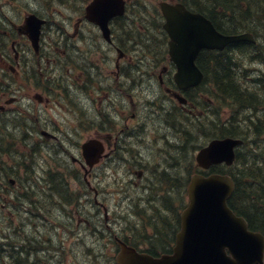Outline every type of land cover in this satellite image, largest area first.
I'll return each mask as SVG.
<instances>
[{
    "label": "flooded vegetation",
    "instance_id": "af4514ba",
    "mask_svg": "<svg viewBox=\"0 0 264 264\" xmlns=\"http://www.w3.org/2000/svg\"><path fill=\"white\" fill-rule=\"evenodd\" d=\"M91 1L83 3L80 11L76 12L79 17L74 23L73 34L66 33L58 36L47 33L46 25L42 29L36 48L26 35L25 20L28 12L19 25H15L11 21L10 30H4V34L0 35V201H6L8 204L11 221L7 227L8 229H16L21 238L24 237L30 242L37 239L36 234L34 236L28 235L31 234V227L35 223L36 215H39L38 221L43 222L45 226L51 219L57 222L60 227H67L71 230V212L75 208L74 203L77 200V204L81 205V201L86 200L91 194L89 188L93 190L94 206L98 207L96 215L103 210L105 225L111 227V223L114 222L113 218H118L119 214L122 218V210L128 205L125 202L117 203L115 210H112L111 202H114V195L112 193L105 194L97 187H93L92 177L101 188L106 189L107 185L100 180L106 168L102 165L112 163L110 167H113L116 160L129 162L125 153L131 151L129 143L124 140L125 133L134 139L145 134L149 136V132H152V134L154 133L153 137H156V134L158 136L154 141L156 145L159 146L158 142H162L160 148L155 150L161 160L153 169L151 176H147L143 170L135 171L138 180L133 182L132 188H136L140 192L138 207L148 211L150 207H147V204L141 206V202L144 205L148 201L155 208V213L152 214V219H149L147 223H145L147 219L141 218L139 214L136 215L137 220L128 223L139 228L141 220L142 223L144 221L145 229L150 226L148 228H151L152 237L156 240L144 241L143 246L156 243L162 248H172L176 236L172 237L171 226L168 227L167 221L170 222L171 215L167 203L170 204L171 198H178L184 205L187 203V179L181 173L183 158L187 154V145L182 141L180 135L170 138L174 134V130L171 128L172 121L174 120L183 129L187 123V115L193 114L195 110L198 111L200 106L204 111L199 112V114L208 115V119L211 121V129L206 130L214 132L219 120V99L215 96L219 92V82L204 80L196 88L183 91L178 88L174 81L177 66L170 57L172 37L166 28L167 18L162 4H168L169 9L178 19L186 14L204 17L214 25L217 31L224 35L249 32L252 25L256 24L255 17L257 18L262 7L259 2L256 3L257 0H123L125 12L112 16L104 25L107 30L105 32L102 26L87 17V7ZM106 15L107 13L104 16ZM93 16L98 19L94 13ZM261 17L259 15V18ZM2 23L6 25L5 22L2 21ZM48 23L49 21H47ZM85 27H89L93 32L97 31V39L94 35L93 39L85 38V40L93 41L94 45L97 46L95 41H102L98 47L103 53V63L91 58L87 59L85 65L78 64L76 60L73 61V66L86 75L87 82L81 85L82 78H77V76L74 78V81L77 79L78 83H74L72 80L70 63L68 67H65L70 77L66 73L64 74L63 66H61L62 61L59 60L57 52L64 46L67 48L66 51H71V41L75 43V40L73 41L71 38H78V31L81 32L82 36ZM172 29L175 28L172 27ZM27 30L29 31V26ZM85 35L88 36V33ZM125 41L129 47L126 46ZM153 45L154 47L151 48ZM234 46L235 44L230 45L222 52L202 51L196 63L204 72V68L209 65L202 66L205 64L214 66L219 55L235 54L237 49ZM135 54L143 57L145 67H148V70H139L143 61L136 64L134 61L132 62L131 56ZM159 66L162 67L156 75ZM155 68L157 70L154 71ZM151 70L152 74L150 73ZM141 78L146 79V83L149 85V87H147L148 85L143 87H147L146 91L149 92L147 97L149 99L155 98V100L136 104L132 89L136 88L135 85L140 83ZM66 81L68 84L71 82V87L66 86ZM88 83H93V87L99 90V99L103 97V94L107 96V93L103 92L104 84L107 85V83L112 84L110 91L115 96V100H103L106 103V108L105 110L102 109L99 115L97 113L89 114L88 118V125L98 127L90 131L93 138L103 142L104 154L100 163L90 169L86 162L75 161L76 159H74L73 165L79 164L83 171H79L77 167L75 169L78 172L71 173V160L61 162L62 167L68 170V177L70 176V182H68V177L63 178L62 175L57 174L58 172L51 165L42 164L41 160L24 161L19 158L13 160V153L16 152L21 142L26 143V139L32 143L33 151L31 152L37 151L35 156L49 148V145H61L71 158V149L66 148L65 144L68 143L71 146V120L66 123L70 119L66 113L71 114V108L67 109L68 112H63L65 117L62 120H56L48 116V113L43 112L41 107L48 105L51 100H57V103L62 105L65 101L59 100L65 99L62 95L65 96L70 88L71 90L74 88L78 92L90 96V100H94L93 92L86 93L83 91L84 89L87 90ZM157 88H160L159 91L163 97L157 96ZM29 89L36 91L33 100L28 97ZM209 92H212V97L208 96ZM191 94L195 96L193 97ZM179 95L188 100L186 105L180 104L177 98ZM123 100L124 102L128 100L130 105L124 106ZM203 100L206 102L201 103ZM29 101L32 103L29 104ZM157 104L159 107L156 106ZM262 108L264 109V107ZM159 109L161 111H158ZM231 111L234 114V109ZM127 112L128 114L131 113V119L136 120L138 122L137 127L141 129L133 133L127 131L128 123L122 124V122L124 123L123 117L127 115ZM246 118V124L250 130L254 129L255 125H260L259 120L250 116ZM150 122H153V125ZM206 122L204 123L206 124ZM200 130L203 133L205 127H201ZM22 137L24 141L20 140ZM124 142L125 145H123ZM172 145L176 146L173 151L170 149ZM153 150L151 149V151ZM173 152L179 153V156L173 157ZM24 157L27 159L26 154ZM138 157L144 156L139 154ZM169 158L172 161L170 163ZM137 162L139 163L138 160ZM33 164H37V169L34 174H30L28 170ZM169 168L174 171V176L171 175ZM101 170L103 173L100 172ZM105 172L107 173V169ZM157 175L164 179L160 176L157 177ZM71 177L79 184L73 185ZM54 179L57 180L56 184L50 186V181ZM43 185L48 187H43ZM171 187L173 188L171 189ZM177 188L179 192H177ZM44 192L50 194L57 203L64 207L63 216L66 218L60 215L59 210L54 212L45 205L44 199L42 200L40 197ZM147 192L148 196L145 198L143 195ZM28 194L29 197H27ZM100 195L103 202L99 200ZM124 197L125 200H129L127 192L124 193ZM161 210L162 212H160ZM28 213L30 214L28 215ZM17 215L21 222L15 220ZM127 217L130 216L127 215ZM161 218L163 219L161 220ZM86 222L88 225L93 224L95 226L91 220H86ZM102 226L104 230L100 229L99 234L103 236L104 241L106 234L104 224ZM50 232L48 234H51ZM132 232L129 229L128 231L120 229L118 233L114 234L112 242H116L119 238L133 246L142 245L135 240ZM21 238L14 241L9 234H5L8 244H11L12 248L15 249L10 252L9 246H0V256L5 258L10 252V256L16 261V264H44L41 262L42 257L39 250L30 246L34 243L25 247ZM51 241L49 238L48 242L51 243ZM53 245L55 246L54 243ZM99 246L102 247V244ZM111 260H113V264H116V259H111L105 254L103 264H109ZM50 261L51 264H66L64 257Z\"/></svg>",
    "mask_w": 264,
    "mask_h": 264
},
{
    "label": "rangeland",
    "instance_id": "374dc122",
    "mask_svg": "<svg viewBox=\"0 0 264 264\" xmlns=\"http://www.w3.org/2000/svg\"><path fill=\"white\" fill-rule=\"evenodd\" d=\"M88 0H0V35L4 34V30H10L11 21L14 22L15 25H19L21 21L25 18L27 12H38L41 13L44 16H47V20L49 23L47 24V33H53L55 35H62L66 33L73 34L74 32V23L76 22V19L79 17L76 12L80 11V8L82 7L83 3H86ZM154 1V0H152ZM38 2V3H37ZM3 22H5L6 25H4ZM255 23L252 25L250 29L254 30L255 28L260 27V21L255 17ZM263 26V24H262ZM86 29L83 30V34L81 36V32L78 31V38L74 39L71 38L73 41L75 40V43L71 41V51H66L67 48L64 46L62 49L60 48L57 52V56L59 60H61V66H63L64 74L66 73L69 76V73H67V69L65 67H68L69 63L71 66V76L72 80L74 81V78L77 76V78H82L83 81H80L81 85H84L86 80V75L83 74V71L77 70L76 67L73 66L72 62L77 61L80 65H85L87 59L91 58L92 60L99 61L101 63L103 61V53L102 50H99L100 44L102 41H95L97 42V45H94L93 41L85 40V38L93 39L94 35L97 37V31H92L89 27H85ZM85 33H88V36H84ZM256 38L258 40V46L261 49H264V28L260 27L257 29ZM80 35V36H79ZM45 36H48L45 34ZM100 42V43H99ZM126 42V41H125ZM126 46L129 47V45L126 42ZM154 45L151 47L153 48ZM253 51V50H251ZM264 54V51L262 52ZM88 55L87 57H85ZM131 55V54H130ZM132 62L139 63L140 61H143V64H140L139 70H148V67H145V61L143 60V57L141 55L131 56ZM241 59L247 60V65L244 68V71H240V75H242L243 78L237 80H234V85L240 86L242 84L244 87L251 86L253 84V80L256 79H262L263 77L259 78L261 74H264V57L262 58L263 61L257 64H250V57L242 56ZM252 62V61H251ZM103 63V62H102ZM126 65V63H124ZM104 66V65H103ZM162 66H159L154 69L157 70L156 75L160 71ZM77 70V71H76ZM247 71V72H246ZM152 74V70L150 72ZM259 76V77H258ZM65 77V76H64ZM68 77H65L66 79H69ZM246 79V80H245ZM249 82L250 84L246 83ZM74 83H78V80L75 79ZM66 86L69 88L71 87V82L68 81L65 82ZM87 90L84 89L83 91L86 93L93 92L92 97L94 100H90V96L85 95L82 92H78V90L74 89L71 90L68 89L67 93L62 95V97H65V99L59 100L61 102H64L61 104L57 103V100H51V102L48 105H44L41 108H43V112L48 113V116H50L53 119L56 120H62L65 115L63 112H68L67 109L71 108V114L66 113V115L70 118L66 121L69 122L71 120V146L68 143L66 144V148L71 149V158L70 154L61 147V145H49V148L41 151L38 153L37 156L31 152L29 149L30 147L25 143L21 142L16 152L13 153V160L16 158H19L24 161H31V160H41L42 164L51 165L58 173L63 176V178L68 177V170L62 167L61 162L67 160L68 162L72 160L74 157L82 159L81 156V145L87 141L93 138L92 132H90L92 129H96L98 127H91V125H88V118L89 114H98L106 108V103L103 100H115L114 94L110 91V87H112V84H104L105 89L103 92L107 93V96L103 94V97L99 99L98 93L99 90H96L95 87H93V83H88ZM148 85L146 83V79L141 78L140 83L135 85L136 88H133V95L135 97V103L136 104H143L147 100H155L149 99L147 95L149 92H147V87L143 88L144 86ZM156 85V83H155ZM241 88V87H240ZM36 89V88H35ZM35 89H29L28 91V97L33 100L34 95L36 93ZM242 89V88H241ZM257 89V90H256ZM160 88H157V96L163 97L162 93L159 91ZM245 93L248 97L253 96V98H258L256 100V103L249 104L246 103L241 104L236 102L235 100H232L237 106H238V112L241 116L245 117H253L256 120H259L260 124H264V89L263 87H254L253 85L247 89H244L242 91ZM251 94V95H249ZM142 95V97H141ZM244 95V94H243ZM245 95V96H246ZM72 96V98H71ZM71 99V100H70ZM207 99V98H205ZM210 101V100H207ZM213 101V100H212ZM206 102V100L201 101V103ZM32 102L29 101V104ZM213 104V103H212ZM123 105L128 106L130 105L128 100H123ZM39 106V105H38ZM159 107V105H156ZM151 107V105H150ZM213 107V105H212ZM211 107V108H212ZM220 107V106H219ZM15 108V106H13ZM153 108V107H152ZM157 110V109H156ZM220 112L222 111L223 115L229 114V111H226V109H219ZM158 111H161L160 109ZM202 110L199 106L198 111H194L193 114H188V123L186 126L183 127V129L179 126L178 123H176L174 120L172 121L171 128L174 130V134L170 136V138H174V136H181L182 141L186 143V148L188 147L187 154L183 158V165H182V174L183 177L186 176V179L189 176V170L191 167L195 168V155L198 151V147L205 145L208 143V141L205 139V137H202L201 134L195 133L190 134V140H188V134L187 129L189 126L190 129L194 125H197L196 132L201 131V127H205V129H211V123L205 124L206 119H208V115H200L199 112H202ZM211 114V112H210ZM209 114V115H210ZM251 114V115H249ZM131 113L125 115L123 117L122 124L126 125L128 127V132L133 133L136 132L138 129H141L138 126V122L136 120L131 119L130 117ZM228 118H224L223 121H226ZM208 121H210L208 119ZM65 123V124H66ZM31 124H33V121H31ZM151 125H153V122H150ZM121 128V127H120ZM186 131L184 132V130ZM193 131V129H191ZM126 131V130H125ZM163 132V131H162ZM125 133L124 140H126L130 145V153H125L127 158L129 159V162H125L122 160H116L113 167H110L112 163H108L107 165H102V167H106L100 172L103 173L100 180L102 183L107 185L106 189L101 188V186L98 185L94 177H92V186L97 187L101 192H104L105 194L112 193L115 197L114 202L111 203V209L115 210V204L117 203H126L128 206L124 207L122 210L123 217L121 218V215L119 214L118 218H113L112 212L111 217L113 218V223L111 227H107L105 225L104 221V215L103 210L100 214H97V206H94V195L93 190H90L91 194L87 197L86 200L81 201V205L75 204V208L73 209V212H71V224L72 226L76 227L75 234L73 233L71 235L70 228L67 227H60L57 222L54 220L49 219L48 225L45 226L43 222H39L38 219L40 218L39 215L35 216V223L32 225V231L31 234L28 235H37V239H34L32 242L30 240H25V238H21L18 235V232L16 229H8V223L11 221V216L9 213L8 204L6 201H0V246H9L11 248L12 252L15 248H12L11 244H8V241L5 239V234H9L12 236L14 241H18L20 238L22 239V242L24 243V246L27 247L29 244H31V247H36L39 250L40 256L42 257L41 262L44 264H51V259H55L58 257H64V260H66V264H103V259L105 254H107L111 259H115L117 255L116 248L114 246L113 236L114 234L118 233L119 230L123 229L128 231V228L130 226H133L132 224H129L128 222L137 220L136 215H140L141 218L147 219L145 223L148 222L149 219H152V214L155 213V208H153V205L150 204V202L146 201L143 205L141 202V206L150 207L148 211L142 210L138 207L140 204V192L138 189H133V182H137L135 171L143 170L147 176H151L153 173V169L158 164L159 160H161V157L158 155L157 151L162 142L159 141L158 145L154 142L156 138L158 137L156 134V137L154 136V133L149 132V136L146 134L144 136H141L139 138H132L129 134L126 135ZM21 141H23L20 138ZM134 141V142H133ZM152 141V142H151ZM192 141V142H191ZM259 140H256L252 144V148H256L258 151L264 150V142L262 143L261 147H258ZM56 144V143H55ZM199 144V145H197ZM46 145V144H44ZM125 145V142L123 143ZM174 145V144H173ZM170 147L171 151H173L176 146ZM171 146V145H169ZM179 146L181 144L179 143ZM151 149H154L151 151ZM133 150V152H132ZM24 154L27 155V159H25ZM63 155V158H60L59 155ZM141 154L144 157H138V155ZM31 155L33 157H31ZM260 155L264 156L263 152H260ZM173 157L179 156V153L173 152ZM255 157L259 158V154H254ZM170 159V158H169ZM83 160V159H82ZM139 161V163L137 162ZM172 162L171 159L169 160V163ZM37 164H33L29 168V173L34 174V172L37 169ZM72 165V164H71ZM76 168L80 171H83L82 167L77 164L75 165ZM168 167V166H167ZM107 169V173L105 172ZM170 169V168H169ZM195 169H193L194 172ZM74 171L77 173L78 171L75 169L74 166L71 168V173H74ZM170 173L172 176H174V171L170 169ZM72 176V174H71ZM160 176V175H159ZM157 175V177H159ZM161 177V176H160ZM70 176L68 177V182H70ZM163 178V177H161ZM164 179V178H163ZM54 182H57L56 179L50 181V186H54ZM71 183L74 185L79 184V182H76L71 177ZM43 187H48L46 185H43ZM173 187H171L172 189ZM127 192V196L129 200H125L124 193ZM177 192H179L177 188ZM136 194V195H135ZM145 198L148 196V192L143 195ZM28 197V195H27ZM41 199L45 201V205L56 212L59 210L60 215H64V207L57 203L54 198L47 194L46 192L43 193V195H40ZM99 200L102 201V196L100 195ZM168 204V209L170 211V222L171 224H174V218L177 216V213L180 212V201L178 198H171L170 204ZM159 206V205H158ZM124 211V212H123ZM162 212V210L160 211ZM127 213L130 215V221L127 222L128 217ZM30 213H28L29 215ZM65 217V216H63ZM66 218V217H65ZM45 219V217H44ZM163 218H161L162 220ZM17 222H21L19 219V216L15 218ZM14 220V221H15ZM46 220V219H45ZM86 220H91L94 222L95 227L93 224L87 225L88 223ZM167 221V220H166ZM168 222V227L171 226L170 222ZM87 223V224H84ZM105 227V236L103 241V236L100 234V237L102 240H98L100 233V229L103 228V225ZM140 227L137 230H133L131 233L136 241H140L143 239L142 237L146 233H151V228L145 229L144 221L140 220L139 222ZM26 225H28V222H26ZM81 225L79 228L78 226ZM51 231V234H48V232ZM46 236V237H45ZM15 238V239H14ZM51 238L55 246L53 245L52 241L51 243L48 242V239ZM27 243V244H26ZM102 244V247L99 246ZM18 247H20L18 245ZM58 250V251H57ZM10 252L8 255L4 258L0 256V264H16L15 260L10 256ZM109 264H113V260L109 262Z\"/></svg>",
    "mask_w": 264,
    "mask_h": 264
},
{
    "label": "water",
    "instance_id": "95a60500",
    "mask_svg": "<svg viewBox=\"0 0 264 264\" xmlns=\"http://www.w3.org/2000/svg\"><path fill=\"white\" fill-rule=\"evenodd\" d=\"M163 7L168 25H175L170 33L171 58L178 67L175 80L180 89L196 87L203 81L204 74L196 65L201 51H223L238 42L255 43L251 34L223 35L204 17L186 14L178 19L173 11L165 8L166 5ZM88 11L90 17L94 11L100 24L107 23L112 16L123 14L124 4L116 0H95ZM42 23L36 16L27 20L32 37H38ZM103 30L107 32L104 26ZM242 143L233 138L211 141L197 154V166L208 170L220 163L232 165L236 147ZM83 152L91 167L102 155L95 140L85 143ZM235 189V182L229 175H193L188 187L189 205L181 214V230L172 253L153 257L120 242L118 264H264V235L250 230L246 219L236 215L228 204Z\"/></svg>",
    "mask_w": 264,
    "mask_h": 264
},
{
    "label": "trees",
    "instance_id": "16d2710c",
    "mask_svg": "<svg viewBox=\"0 0 264 264\" xmlns=\"http://www.w3.org/2000/svg\"><path fill=\"white\" fill-rule=\"evenodd\" d=\"M262 1L264 2V0H257L256 3L259 2V5L262 7ZM235 47L243 51L254 50L253 52L256 54L249 55V57H251L254 61H261L264 57L262 52H257L255 50L260 49L258 45L241 43L234 46V48ZM236 55L237 56L235 57L233 55L221 54L218 56V61L214 64V66L210 64H205V66H202L206 67L209 65L208 67L204 68L206 80L219 82L218 87L221 92L220 101L225 106H229V102H231V107L234 109L232 121L236 122L235 127L234 125L226 127L221 124L220 128L216 127V133L213 135L204 132L203 135L206 139L223 138L229 136L241 138L245 141L247 140L248 143H250L248 130L245 127L243 128V126L238 123V119L241 117L238 112V106L232 101L235 99L238 103H244V105L245 103L253 104L254 102V98L251 99V97H248L242 92L243 90H241L240 87L234 85V80H237L235 74L237 73L236 68L240 69V63H242L236 58H241L242 56H247L248 54L245 52L243 54ZM262 125L264 126V124ZM196 127L197 125L191 127V129H193L192 131L188 126V140H190V134L196 133ZM256 132H258V136L256 137L259 140L261 138L260 135H264V128H258ZM260 152L264 153V150L252 152L247 158L242 157V153L240 152L239 163H237L236 166L229 169L227 172H225L222 167H217L213 171L216 173L230 174L233 176L237 183V189L229 201L230 207L239 215L244 216L249 221V224L253 230L264 233V156L260 155ZM256 153L259 154V158L254 156ZM193 169L195 168H190L189 174L192 173Z\"/></svg>",
    "mask_w": 264,
    "mask_h": 264
},
{
    "label": "bare ground",
    "instance_id": "6f19581e",
    "mask_svg": "<svg viewBox=\"0 0 264 264\" xmlns=\"http://www.w3.org/2000/svg\"><path fill=\"white\" fill-rule=\"evenodd\" d=\"M38 3V2H37ZM228 88V87H227ZM249 95H251V94H249ZM234 99V98H233ZM251 99H253V96H251ZM235 100V99H234ZM256 100H258V98H254V102H253V104L254 103H256ZM236 101V100H235ZM237 102V101H236ZM244 104V103H243ZM246 104V103H245ZM249 104H251V103H248V105ZM22 140L24 141V138L22 137ZM264 142V139H259V142H258V147H261V145H262V143ZM26 144L30 147L29 149L31 150V151H33V147H32V143L30 142V140H27L26 139ZM123 151V150H122ZM33 154H37V151H34L33 152ZM54 184H56V182H54ZM30 195L28 194V197H29ZM22 212V211H21ZM49 212V211H48ZM51 233V232H50ZM34 236V235H33ZM12 237V236H11ZM15 239V238H14ZM16 263V262H15Z\"/></svg>",
    "mask_w": 264,
    "mask_h": 264
}]
</instances>
